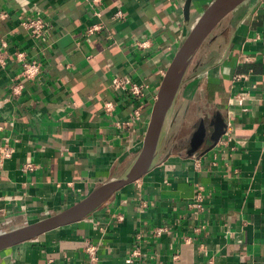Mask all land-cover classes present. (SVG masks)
Returning <instances> with one entry per match:
<instances>
[{"label": "crops", "instance_id": "obj_1", "mask_svg": "<svg viewBox=\"0 0 264 264\" xmlns=\"http://www.w3.org/2000/svg\"><path fill=\"white\" fill-rule=\"evenodd\" d=\"M215 1L0 0V146L13 149L0 154V236L128 174L170 66ZM225 9L183 70L146 171L85 217L0 250V264H264V0ZM33 16L41 39L22 25ZM18 51L40 63L36 77ZM199 185L202 210L190 206Z\"/></svg>", "mask_w": 264, "mask_h": 264}, {"label": "water", "instance_id": "obj_2", "mask_svg": "<svg viewBox=\"0 0 264 264\" xmlns=\"http://www.w3.org/2000/svg\"><path fill=\"white\" fill-rule=\"evenodd\" d=\"M241 1L242 0L232 2L230 0H216L201 17L200 21L184 43L182 49L174 59L164 78L147 128L143 149L139 155V158L132 166L128 174L124 178L102 187L88 198L58 215L39 221L12 233L0 236V250L16 243L35 238L36 236L60 225L85 217L100 204H102L114 191L130 182L137 180L146 171L153 160L158 141L162 134L161 125L165 113L164 97L170 80L178 73H181L182 75L183 70L194 50L205 37L211 24L218 19V16L215 17L216 10L223 6L226 8V12L229 9L235 7ZM223 133L224 124L222 121H219L216 125L213 135L214 140H218L223 135ZM205 134V126L204 124H201L193 137L192 151H194L203 142Z\"/></svg>", "mask_w": 264, "mask_h": 264}, {"label": "built area", "instance_id": "obj_3", "mask_svg": "<svg viewBox=\"0 0 264 264\" xmlns=\"http://www.w3.org/2000/svg\"><path fill=\"white\" fill-rule=\"evenodd\" d=\"M117 15L121 16L122 12L119 11ZM22 25L26 27L30 36L34 39H41L47 27V23L45 19H43L40 16L29 17L22 22ZM98 28H99L98 26H95L90 28L89 30L93 31ZM3 46H7L6 41H3ZM16 56L21 60L23 67L22 74L29 79L36 77L40 71V63L36 60H30L29 58H27L26 53L23 51H18L16 53ZM0 60L2 61V59ZM112 86L116 89H123V90L130 89V91L136 95H139L142 92L141 86H139L138 84H133L128 78L114 77L112 79ZM0 154L4 158H10L13 154V149L6 142L0 146ZM30 166L31 165L29 164L28 167ZM204 201H205L204 189L201 185H199L196 197L191 202L190 206L196 208L197 210H202L204 209ZM138 254H139V249L138 248L133 249L132 257H135Z\"/></svg>", "mask_w": 264, "mask_h": 264}, {"label": "bare ground", "instance_id": "obj_4", "mask_svg": "<svg viewBox=\"0 0 264 264\" xmlns=\"http://www.w3.org/2000/svg\"><path fill=\"white\" fill-rule=\"evenodd\" d=\"M180 77H181V73H178L175 76H173V78L170 80V82L167 86V89H166V93H165V97H164V111H165V113H164V118H163L162 125H161L162 132H163V129L165 128V125L167 123V119H168L169 114H170L175 90H176V87L179 83Z\"/></svg>", "mask_w": 264, "mask_h": 264}]
</instances>
